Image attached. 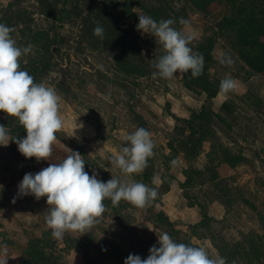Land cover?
Masks as SVG:
<instances>
[{"label": "rangeland", "instance_id": "374dc122", "mask_svg": "<svg viewBox=\"0 0 264 264\" xmlns=\"http://www.w3.org/2000/svg\"><path fill=\"white\" fill-rule=\"evenodd\" d=\"M247 5L254 9L253 19L257 23H260L258 20L264 22V0H213L205 7H198L191 0H58L60 13L54 15L46 11L43 0H0V23L15 29L11 35L18 45L33 46L32 52L21 58V67L29 68L31 61L41 65L52 56L47 68H39L37 79L58 91L62 97L60 112L64 117V127L56 133L57 143L53 145L51 160L37 162L34 157L25 158L12 141L8 146H0V245H7V264H22V253L29 238L42 235L43 230L51 231L45 222L46 197L37 200L31 195L18 196V185L24 175L35 174L50 163L65 158L67 147L84 157L85 171L90 176L95 172L98 179L109 180L115 176L135 181L137 175L124 176L110 165L109 158L125 144L124 136L138 127L147 129L155 143V155L148 160L147 169L153 174L152 181L157 185L158 193L173 184L182 187L181 179L187 172L191 181L183 190L177 189V207L193 205L195 196L203 203L218 201L215 200L217 196L227 201L229 194H208L213 184L208 181L210 172L206 170L222 164L218 163V158L222 157L218 145L223 144L238 161L233 167L235 173L226 177L230 179L228 188L236 201L225 207L226 216L221 220H204L195 228L192 225L185 227L186 224L179 221L173 223L174 227H158L149 222L150 231L147 232L142 217L149 215V209L160 211L163 208L161 200L151 207L133 211L138 226L131 231L124 232L118 227L111 231L100 228L99 237H108L111 241L122 237L136 242L149 233L158 238L157 231L185 241L188 237L192 239L195 232L199 236L209 235L217 244L222 239L234 244L253 238L251 232L254 231L259 236L264 235L258 219L259 213L264 216V35H259L247 18L236 20L230 16L235 7ZM78 8L83 10L80 16L76 12ZM101 8L115 14L108 21L115 25L117 32L108 38L113 41L116 36L117 44L123 42L130 47H127V55H138L149 62L161 56L163 49L153 36L136 29L139 15L151 16L156 21L174 19L173 27L191 35L189 46L194 52L203 54L204 68H209L205 71L212 80L210 87L217 89V94L209 98L201 91V86L190 89L186 86L184 73H177L173 80H164L154 79L153 72L143 75L119 72L113 54L119 56L120 53L93 35V25L83 26L81 21ZM181 17L188 21L187 25L179 23ZM225 17L237 26L223 28ZM90 22L94 24L91 19ZM238 33L243 39L239 40ZM225 53L234 61L231 66L219 63ZM206 57L209 60H205ZM229 75L238 81L237 90L245 92L242 95L231 92L229 99L217 106L213 98L220 94V81ZM188 79H193L191 73ZM223 104H226L224 110L221 109ZM203 107L220 114L223 111L221 115L226 120L220 126L225 134L216 131V140L205 141L202 152L191 157L182 150L186 140L180 130L185 123L182 119H190ZM4 120L5 115L0 112V122ZM194 122L195 125L200 123L199 120ZM215 122L219 125V121ZM78 124L83 127L77 129ZM212 144L218 152L216 156L210 155ZM173 160L177 162L175 165L171 164ZM101 218L106 224L110 223L108 218ZM174 229L182 232L177 233ZM84 234L66 233L63 239L80 238ZM202 244L205 246L204 242ZM62 247L64 251L56 252L59 261L87 264L83 253L64 244ZM206 248L210 256L219 253L218 249L215 252L211 247ZM238 260L236 264L247 263Z\"/></svg>", "mask_w": 264, "mask_h": 264}, {"label": "clouds", "instance_id": "9594fccd", "mask_svg": "<svg viewBox=\"0 0 264 264\" xmlns=\"http://www.w3.org/2000/svg\"><path fill=\"white\" fill-rule=\"evenodd\" d=\"M175 23L171 18L157 22L151 16L139 15L136 29L153 36L163 49V54L151 65L156 70L152 73L154 79L173 80L177 73L189 71L193 78L203 74V54L193 51L189 46L191 35L177 30L173 27ZM179 23L187 25L188 21L181 17ZM14 31L13 27L0 23V111L18 120L26 136L11 137L9 128L0 125V146H8L12 141L25 158L34 157L37 162L51 160L53 145L57 143L56 133L64 127L60 112L62 97L54 87L36 82L21 68V58L30 54L33 46L18 45L11 35ZM93 35L103 38L104 28L98 24ZM219 63L231 66L234 61L225 53ZM238 87V81L229 75L220 81L219 93L227 96ZM82 127L83 124H78L77 129ZM123 139L125 144L109 158L110 165L127 177L142 174L148 160L155 155L152 134L138 127ZM65 148L68 152L65 158L35 174L26 173L18 185V196L31 195L37 200L46 197L45 222L54 239L62 240L66 233L83 234L91 230L106 211V199L114 207L123 200L144 209L158 198L157 189L142 182L115 176L105 182L98 179L95 172L90 176L85 171L84 157L78 151ZM176 163L171 161L172 165ZM156 233L159 247L153 245L144 259L129 254L124 264H227L226 258L218 253L210 256L205 246L177 243L167 232ZM8 258L7 245H0V264H7Z\"/></svg>", "mask_w": 264, "mask_h": 264}, {"label": "trees", "instance_id": "16d2710c", "mask_svg": "<svg viewBox=\"0 0 264 264\" xmlns=\"http://www.w3.org/2000/svg\"><path fill=\"white\" fill-rule=\"evenodd\" d=\"M48 1L49 0H43V4L46 8V11L51 15L60 13L59 9H57L58 0H52L53 2L50 3ZM191 1L198 7H205L206 4H209L213 0ZM82 11V9L78 8V10L76 11L77 15L80 16ZM253 14V7H248L247 5L241 8L235 7V10L231 11L230 16H233L236 20H240L241 17L247 18L248 23L253 28H255V30H257L258 34L264 35V27L262 25L264 24V22H262V20H258V22L260 23H257L256 20L253 19ZM114 15L115 14L113 11L103 10L101 8V10L98 9V12L94 13L92 16L83 17L81 21L83 23V26L86 25L88 27L93 25L94 27H96L99 24L104 28V36L103 38H101V42H104L106 46L112 48L113 50L116 48L117 51L120 53L119 56L113 54L115 68H117L119 72H122L126 75H143L156 71L151 66L153 62L145 61L138 55H127V47H130L127 44L125 45L123 42L117 44L116 36L113 37V41L108 38L109 35H115V33L117 32L116 30H114L115 25L108 21ZM90 19L94 21V24L90 22ZM223 25V28L237 26L232 21V19L226 17L223 19ZM247 30L248 31L246 32H248L249 34V29ZM239 32L242 33V30ZM238 37L239 40H241V38L243 39V36L240 38L239 33ZM85 38H87L86 35ZM91 38L94 39V37ZM51 59L52 56H50L46 61L42 62L41 65L35 63L34 61H31L29 68H25L23 66L21 68L23 70H26L30 75L34 77V80L38 82L37 72L39 68H47V66H49V63H51ZM132 60L137 62L138 64L133 62ZM205 60H209V57H206ZM205 68H203L202 75L197 78L192 77V80L188 79V74L191 73L190 71L184 73V79L185 77L187 78L185 80L187 87L193 89L196 86H201V91L206 93L209 98H212L217 94L218 91L217 89L213 90L210 87L212 80H210L207 71H205L209 68ZM225 106L226 104H223L221 106V109L224 110ZM0 112L4 113L2 111ZM222 113L223 111L221 112V114ZM221 114L220 112H215L212 109L208 111L205 107H203L199 112L194 113V115L190 119H182V121L185 123L181 126L180 130L186 138V140L183 141L182 144L183 152H185L187 155L189 154V156L191 157H197L202 152L203 143L205 141L216 140V131L217 133L225 134L223 128L220 125H223L226 119ZM4 115L5 120L0 122V125L8 127L10 130V134L13 136H17V138H21L22 136H24L26 131L21 125H19L18 120L12 117H7L5 113ZM195 120H199L200 123L198 125H195ZM215 121H219V125ZM187 129L189 130L188 134H186ZM218 148L222 156L221 158H218V163L225 162L230 164L232 167H236L238 165L237 159L235 157H231V155L229 154V149L227 147H225L223 144H219ZM217 153L218 152L216 151V147L212 144L210 155L216 156L218 155ZM210 160H212V158H209V161ZM216 167L217 165H214L211 168H206L208 173L210 172L209 180L208 178L207 180L213 184L208 194L215 195L218 192L223 194V196L229 194L228 198L226 199L227 201L222 200V197L220 198L219 196L215 198V200H218L222 204H224L225 207H228V204H233L236 201V198L233 197V192H231L228 188V181L230 179L226 177H221L217 173ZM199 172H201V170H199ZM185 175L187 177V180L183 184L184 187H186L191 181L190 174L185 172ZM100 179L105 182L108 181V179H104L101 177ZM152 179L153 174L149 172V170L146 168L142 174L136 176L135 181L142 182L148 185L149 187H154L157 189L158 187L156 184L153 183ZM168 190L169 187L165 190H162L159 193L158 198L152 202V206L155 203H160L162 200V195ZM194 200L195 201L192 204H197L200 207L203 215L201 222L196 225H192L194 228L202 225L204 220L212 222L216 221L215 218L208 215L207 207L211 201L203 203L199 201L196 196L194 197ZM104 204L106 205V211L102 216L104 218H108L110 223L106 224L102 218H99V223L95 224L91 228V230L87 231L80 238L70 236L68 238L62 239V242L57 239H54L51 235V231L49 232L43 230L42 235H35L29 238L28 243L22 253V264H68L67 262H63L61 260L59 261V257L56 254V252L58 251L65 250L63 249L62 244L72 249H76L80 253H83L87 264H124V261L129 254L139 255L142 259H144L147 258V256L149 255V249L153 245L159 247L158 238L151 233H149L150 235L141 236L139 239L136 240V242L126 241L127 239H122V237L117 238L116 241H111L108 237H99L97 235V232L100 231V228H102V230L104 231H111L113 227H118L122 231L128 232L138 226V224L135 223L136 218L133 215V211L138 209L137 207L132 206L131 204L123 200L119 203L118 206L115 207L112 206L111 201L107 199L104 201ZM142 218L145 222L144 229L147 232L150 231V228L147 225V223L149 222L153 225L155 224L158 227H161L163 225H167V227H174V222L171 221L168 214L163 209L158 212H154L149 209V215L143 216ZM258 219L261 221V226L264 229V216L261 213L258 214ZM101 223H103L105 226H102ZM36 228L37 227H34L33 230H36ZM178 230L180 229H177V231H175L177 233L182 232L181 230ZM251 234L253 238L248 239V241L244 240L243 242L228 244V242L222 239L220 244H217V242H213V244L218 249L220 255L226 258L228 264H233L232 259H235L234 262H237L238 259H242V261L247 262L246 264H264V235L259 236L257 232L255 233V231L251 232ZM173 240L177 243H185L191 244L193 246H199L198 244L192 241L191 237H188V239L185 241H180L178 238L177 240L173 238ZM91 252H93V255H90Z\"/></svg>", "mask_w": 264, "mask_h": 264}, {"label": "crops", "instance_id": "0c3cea01", "mask_svg": "<svg viewBox=\"0 0 264 264\" xmlns=\"http://www.w3.org/2000/svg\"><path fill=\"white\" fill-rule=\"evenodd\" d=\"M243 83V82H242ZM242 89L236 90L235 92L238 95H242L243 92L245 91H241ZM229 96H224V95H217L215 98H213V100H215V104L217 106H219L220 104H222L224 101L228 100ZM208 150V149H207ZM204 151V152H207ZM217 170L219 172V174L222 177H228L230 176L232 173H235V168H233L231 165H229L228 163H222L217 167ZM187 180V177L185 176V174H183V178L181 179V181L183 182L182 184H184V182ZM177 189L178 190H183L184 186H180V188L177 187V184H173L171 185V187L169 188V190L163 195L162 198V202H163V210L166 211V213L168 214L169 218L171 219V221L173 222H180L186 224L184 225L185 227H187L188 225H196L199 222H201L202 220V211L200 209V207L197 204H193V205H184V206H179L177 207ZM207 211H208V215L215 218L216 221L217 220H221L226 216V208L224 206V204H222L221 202L218 201H213L210 202L208 204L207 207ZM192 241L196 244H198L199 246H204L202 244V242H204L205 247H211L214 249L215 252H217V248L214 246L213 244V240L209 235H204V236H199L197 235L195 232L192 234ZM212 253V251H210ZM218 253V252H217ZM217 253H213V255L211 256H215ZM219 254V253H218Z\"/></svg>", "mask_w": 264, "mask_h": 264}]
</instances>
